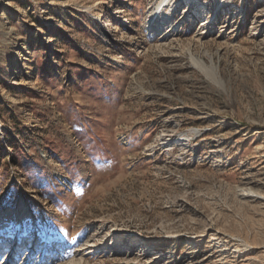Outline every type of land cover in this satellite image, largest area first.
Segmentation results:
<instances>
[{
	"label": "rangeland",
	"instance_id": "obj_1",
	"mask_svg": "<svg viewBox=\"0 0 264 264\" xmlns=\"http://www.w3.org/2000/svg\"><path fill=\"white\" fill-rule=\"evenodd\" d=\"M160 1L0 0V264H264V0Z\"/></svg>",
	"mask_w": 264,
	"mask_h": 264
},
{
	"label": "bare ground",
	"instance_id": "obj_2",
	"mask_svg": "<svg viewBox=\"0 0 264 264\" xmlns=\"http://www.w3.org/2000/svg\"><path fill=\"white\" fill-rule=\"evenodd\" d=\"M175 1L176 0H161L159 3H157L158 5H156L154 8L149 9V15L147 17L148 19H147V23H146L148 25L147 28H148L149 32H151V30L159 29L162 25H164L166 22L169 21L170 13L168 11H170V10L173 11L176 8V2ZM191 1H193V0H191ZM191 1L189 2V4L192 3ZM210 18L211 17L205 18V23L202 25V27L200 29L201 31L206 28L205 25L209 24ZM169 22L171 23V25H177L180 21L176 22V20H174V21H169ZM204 67H205V65H204ZM31 234L32 233H29V236H31ZM15 240H16V243H18V244L24 243L26 241L25 234L23 232L19 231L17 233ZM48 244L49 243H45L43 245L48 246ZM13 245L14 244H12L11 247H9L10 243L5 238L3 243H2V246H3L2 250L7 248L6 251H8V250L10 251V249L12 248Z\"/></svg>",
	"mask_w": 264,
	"mask_h": 264
}]
</instances>
